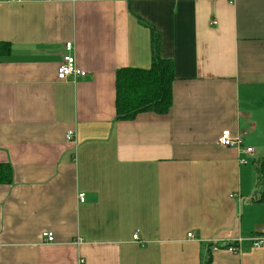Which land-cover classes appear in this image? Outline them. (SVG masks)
Listing matches in <instances>:
<instances>
[{"label": "crops", "instance_id": "obj_1", "mask_svg": "<svg viewBox=\"0 0 264 264\" xmlns=\"http://www.w3.org/2000/svg\"><path fill=\"white\" fill-rule=\"evenodd\" d=\"M152 33L172 107L116 121V71L150 68ZM261 159L264 0L0 3V264H264Z\"/></svg>", "mask_w": 264, "mask_h": 264}, {"label": "trees", "instance_id": "obj_2", "mask_svg": "<svg viewBox=\"0 0 264 264\" xmlns=\"http://www.w3.org/2000/svg\"><path fill=\"white\" fill-rule=\"evenodd\" d=\"M5 51L8 45H2ZM152 61L148 69L122 68L115 74V120L131 121L138 114L154 113L166 115L172 107V62L158 56L155 33L151 36ZM256 194L264 195V159L256 165ZM11 181L9 165H0V185ZM208 247V246H207ZM208 253V251H207ZM205 256L202 264H209Z\"/></svg>", "mask_w": 264, "mask_h": 264}, {"label": "built area", "instance_id": "obj_3", "mask_svg": "<svg viewBox=\"0 0 264 264\" xmlns=\"http://www.w3.org/2000/svg\"><path fill=\"white\" fill-rule=\"evenodd\" d=\"M19 3L20 0H0V3ZM73 43L66 42L64 44V54L61 58L60 64L57 67L56 77L59 81H66L67 79H72L76 81L78 79L84 78L87 73L77 67L76 60L73 55ZM67 139H70V136H67ZM217 144L224 148H236L240 149L242 153L246 155H250L253 153V149L251 147H242L243 140L240 136H232L230 131L225 130L222 131L220 136L217 139ZM244 163V161H241ZM78 199L80 202L84 201V195L79 194ZM188 237H192L191 234L187 235ZM41 238L45 243H53L54 242V234L50 231H44L41 234ZM133 240L138 241L137 235H133ZM263 244V239H256L252 241L253 247H260ZM227 250L230 252H238L236 247H228ZM82 263V261L80 262Z\"/></svg>", "mask_w": 264, "mask_h": 264}]
</instances>
